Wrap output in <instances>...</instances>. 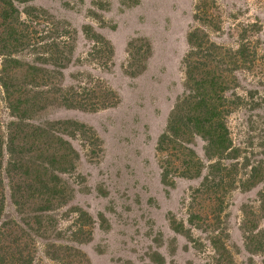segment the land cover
Masks as SVG:
<instances>
[{"label": "rangeland", "instance_id": "obj_1", "mask_svg": "<svg viewBox=\"0 0 264 264\" xmlns=\"http://www.w3.org/2000/svg\"><path fill=\"white\" fill-rule=\"evenodd\" d=\"M28 6L33 15L22 17L39 32L30 48L53 40L70 45L63 89L82 92L100 83L118 100L94 113L57 108L42 119L75 121L93 135L67 138L79 159L76 170L62 177L75 191L51 214L52 237H33L32 264H58L49 257L54 248L47 253L52 244L73 249L67 252L76 255L70 264H264V254L247 249L243 230V211L259 216L264 188V181L248 186L253 169L264 173V0H32L19 9ZM195 29L227 49L248 44L257 55L251 69L235 73L233 92L242 102L227 119L235 158L224 164L238 166V182L225 199L217 229L190 223L192 195L206 172L194 180L167 179L157 150L185 95L188 36ZM104 40L108 47L103 48ZM132 42L142 47L141 55L147 43L151 46L146 69L135 76ZM98 48L105 49L101 55ZM42 52L25 58L33 63ZM4 107L2 102L7 124ZM204 145L194 139L206 164ZM4 218L19 220L10 201ZM259 220L264 231V219Z\"/></svg>", "mask_w": 264, "mask_h": 264}, {"label": "trees", "instance_id": "obj_2", "mask_svg": "<svg viewBox=\"0 0 264 264\" xmlns=\"http://www.w3.org/2000/svg\"><path fill=\"white\" fill-rule=\"evenodd\" d=\"M30 1L0 0V112L3 102L9 116V122L3 124L0 113V264H32L33 237H52L55 220L51 214L66 206L75 191L62 177L76 170L79 159L67 138L93 135L90 128L75 121L42 119L57 108L94 113L118 103L116 94L100 83L82 92L73 86L63 89L61 71L70 64V45L53 40L51 45L30 48L37 45L38 25L24 20L22 14L31 17L35 9H19ZM34 19V23L38 21L37 17ZM202 20L209 22L207 13ZM188 42L192 50L185 59V95L157 150L167 179L194 180L206 172L192 195L190 223L217 229L222 225L225 199L238 182V166L224 164L235 158L227 125L228 117L241 105L240 97L233 92L238 87L235 73L251 69L257 55L245 43L237 50L215 44L200 29L189 34ZM138 45L131 43L134 76L146 69L151 50L147 43L143 51L147 53L141 55L142 47L138 50ZM105 46L109 43L104 40ZM40 49L44 57L37 56L33 63L28 62L26 53H38ZM98 50L101 55L105 49ZM36 119L41 122L33 123ZM196 138L205 144L206 164L193 147ZM261 181L264 173L253 169L248 186ZM8 201L15 207L19 220L4 218ZM243 213L247 249L253 254H264V231L259 222L260 217L264 219V188L260 217L249 210ZM53 248L49 257L58 264H70L76 256L67 253L73 249L66 251L55 244L49 245L47 253Z\"/></svg>", "mask_w": 264, "mask_h": 264}]
</instances>
